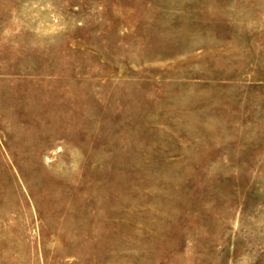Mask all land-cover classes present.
<instances>
[{"label": "rangeland", "instance_id": "rangeland-1", "mask_svg": "<svg viewBox=\"0 0 264 264\" xmlns=\"http://www.w3.org/2000/svg\"><path fill=\"white\" fill-rule=\"evenodd\" d=\"M0 264H264V0H0Z\"/></svg>", "mask_w": 264, "mask_h": 264}]
</instances>
